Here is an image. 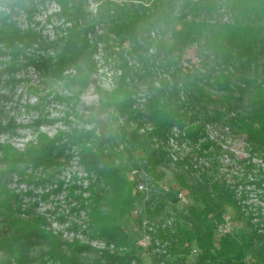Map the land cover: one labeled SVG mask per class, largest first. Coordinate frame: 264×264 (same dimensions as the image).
Segmentation results:
<instances>
[{
    "label": "trees",
    "instance_id": "obj_1",
    "mask_svg": "<svg viewBox=\"0 0 264 264\" xmlns=\"http://www.w3.org/2000/svg\"><path fill=\"white\" fill-rule=\"evenodd\" d=\"M51 1L72 21L64 42L69 62L78 55L90 57L95 45L87 43L86 34L94 22L86 27H79L78 22L84 20L82 6L87 0ZM89 1L96 6L93 21L106 28L103 39L109 35L120 49L121 75L113 103L117 111H128L138 123L130 133L120 129L125 148L119 160L126 155L129 164L138 162L149 179L148 193H138L117 172L108 178L98 173L111 184V191L91 200L89 218L95 234L130 243L117 223L139 205L138 224L145 222L150 229H145L149 245L157 243L165 252L152 255V264L165 256L188 257L193 250L197 264H264V238L259 234L264 222L251 224L246 219L247 227L240 232L217 234L225 213L234 211L237 222L245 219L236 191L246 177L231 183L220 174L207 136L210 128H218L241 137L250 155L264 160V0ZM187 58L197 63L188 69ZM142 90L143 110H132ZM144 124L147 129L141 128ZM174 143L193 150L173 157L166 149ZM99 155L90 165L97 163ZM51 158L49 149L27 155L34 165L44 166ZM169 165L174 169V185L160 187L164 177L160 168ZM128 168L125 164L122 171ZM258 172L253 185L260 189L264 172ZM10 199L4 194L0 210L11 213ZM0 224L10 230L8 236L0 234L4 255L0 264H11V260L15 264H128L135 258L134 245L128 256L118 258L107 252L94 255L88 246L62 242L42 229L41 218L10 223L0 218ZM36 247L45 250L29 256Z\"/></svg>",
    "mask_w": 264,
    "mask_h": 264
},
{
    "label": "rangeland",
    "instance_id": "obj_2",
    "mask_svg": "<svg viewBox=\"0 0 264 264\" xmlns=\"http://www.w3.org/2000/svg\"><path fill=\"white\" fill-rule=\"evenodd\" d=\"M82 7L85 17L78 20L79 27L94 22L86 39L95 49L90 57L78 55L69 62L70 51L64 42L72 21L54 1L0 0V202L4 194L11 196L7 202L11 213L0 210V218L7 223L41 218L45 232L62 242L88 246L94 255L107 252L122 258L134 245L135 258L128 264H152V255L165 252L157 243L149 245L146 223L138 224L139 205L117 223L130 243L99 237L89 218L92 198L109 194L111 184L106 178L114 172L127 178L138 193H148L149 179L138 162L129 164L126 155L119 160L125 148L120 131H135L138 123L128 111H117L112 100L121 75L118 44L109 35L103 39L107 36L105 26L93 21L96 6L87 0ZM189 52L191 58L193 52ZM189 58L184 62L188 69L197 63ZM143 95V90L138 91L132 110H143ZM141 128L148 127L144 124ZM207 136L210 152L221 166L220 174L231 183L246 177L236 191L245 219L237 222L234 211L225 213L226 227H220L217 234H224L225 229L240 232L247 227V220L251 224L264 222V185L260 189L253 185L258 170L264 172V160L250 155L241 137L218 128H210ZM167 146L166 152L173 157L193 150L190 145ZM44 149L52 153L50 163L34 165L27 160L30 152ZM98 154L97 163L90 165ZM125 164L128 172L122 171ZM160 170L164 177L158 186L174 185L172 166ZM0 228L4 229L0 234L9 235L8 225L0 224ZM259 234L264 238V231ZM44 250L36 247L28 255L35 257ZM196 256H165L158 264H197Z\"/></svg>",
    "mask_w": 264,
    "mask_h": 264
},
{
    "label": "built area",
    "instance_id": "obj_3",
    "mask_svg": "<svg viewBox=\"0 0 264 264\" xmlns=\"http://www.w3.org/2000/svg\"><path fill=\"white\" fill-rule=\"evenodd\" d=\"M179 199H180V201L185 202V200H184L183 198H181V196H179ZM225 227H226V222H225V224L223 225V228H225ZM223 233H224V234L229 233V232H228V229H225V230L223 231ZM191 253L195 254L196 251L193 250Z\"/></svg>",
    "mask_w": 264,
    "mask_h": 264
}]
</instances>
